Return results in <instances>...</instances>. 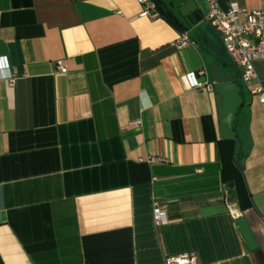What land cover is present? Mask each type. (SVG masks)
<instances>
[{
	"label": "crops",
	"instance_id": "0c3cea01",
	"mask_svg": "<svg viewBox=\"0 0 264 264\" xmlns=\"http://www.w3.org/2000/svg\"><path fill=\"white\" fill-rule=\"evenodd\" d=\"M206 1L195 0L192 26L170 7L190 36L179 49L177 26L140 16L138 0H0V57L16 72L12 90L0 78V264H165L181 253L264 264V105L238 81L252 199L242 212L222 178L214 91L193 86L200 70L211 82L212 61L231 70L213 54ZM254 66L264 87V62Z\"/></svg>",
	"mask_w": 264,
	"mask_h": 264
},
{
	"label": "built area",
	"instance_id": "2783aa9c",
	"mask_svg": "<svg viewBox=\"0 0 264 264\" xmlns=\"http://www.w3.org/2000/svg\"><path fill=\"white\" fill-rule=\"evenodd\" d=\"M227 10H222L214 0L206 1L204 19L212 25L220 36L224 49L231 60L233 70L249 92L256 96L264 105V87L257 83L255 62H264V8L248 10L237 5L236 0H229ZM142 9L140 16L156 18L159 11L154 0H138ZM190 42L187 31H181L176 46L181 49ZM56 69L65 73L66 69L61 62L56 63ZM206 72L200 70L193 77V86L213 91V83L206 79ZM0 78L5 81L7 89L12 90L16 80V72L10 69L7 59L0 57ZM139 125L140 122H134ZM150 159L149 161H156ZM153 219L156 225L166 223V214L157 202L153 204ZM165 264H197L196 255L181 253L165 258Z\"/></svg>",
	"mask_w": 264,
	"mask_h": 264
},
{
	"label": "water",
	"instance_id": "95a60500",
	"mask_svg": "<svg viewBox=\"0 0 264 264\" xmlns=\"http://www.w3.org/2000/svg\"><path fill=\"white\" fill-rule=\"evenodd\" d=\"M170 4L189 26L195 23L198 9L195 0H170ZM209 70L215 94L220 138L226 141H236L235 121L243 102L242 88L233 70H224L223 66L216 61L209 63ZM236 149L239 150V143L236 144ZM226 187L227 189L232 188V183H228ZM237 228L248 250L256 251L258 243L244 218L237 221Z\"/></svg>",
	"mask_w": 264,
	"mask_h": 264
},
{
	"label": "trees",
	"instance_id": "16d2710c",
	"mask_svg": "<svg viewBox=\"0 0 264 264\" xmlns=\"http://www.w3.org/2000/svg\"><path fill=\"white\" fill-rule=\"evenodd\" d=\"M158 11L167 15V17L177 26L180 31H186L187 26L180 23L170 11V0H154ZM215 38V37H214ZM216 39V38H215ZM214 49V50H213ZM213 54L219 62L227 65L229 69L235 70L230 58L228 57L222 41L217 39L213 43ZM239 81V80H238ZM238 114V113H237ZM237 120L235 121L236 141L221 140L223 152V169L222 178L224 183H232V188L228 189L232 200L237 204L239 209L244 212L252 207V199L245 184L243 176V159L244 154V137L243 133L238 129ZM239 143V150L236 149V144ZM237 151V154L235 155Z\"/></svg>",
	"mask_w": 264,
	"mask_h": 264
}]
</instances>
